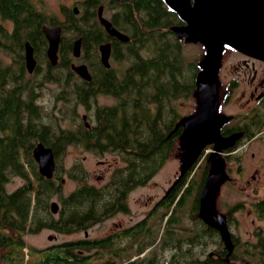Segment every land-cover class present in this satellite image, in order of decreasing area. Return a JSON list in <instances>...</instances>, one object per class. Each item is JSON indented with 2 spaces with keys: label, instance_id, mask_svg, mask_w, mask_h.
I'll list each match as a JSON object with an SVG mask.
<instances>
[{
  "label": "trees",
  "instance_id": "16d2710c",
  "mask_svg": "<svg viewBox=\"0 0 264 264\" xmlns=\"http://www.w3.org/2000/svg\"><path fill=\"white\" fill-rule=\"evenodd\" d=\"M22 2L0 0L2 15L18 16L24 10ZM161 4L160 0H124L118 22L130 39L117 41L114 45V56L122 61L117 67H105L96 60L97 68H91V79L86 81L80 80L68 61H63L62 66L68 74L62 78L57 97L63 100L65 106L69 104L67 107L70 108L71 101L74 105L84 104L85 109L93 101L94 110L92 113L88 111L86 117L89 126L83 123L77 111L75 127H53V121L41 117L38 113L40 108L33 107L32 92L22 99L18 89L14 93L3 90L5 96L1 108L9 110L11 115L14 111L13 116H17V107L23 101L27 105L28 114L24 119L25 124L16 122L9 125L6 117L3 119L0 115V129H10L5 135V141L0 138V264H14L15 261L18 264L24 263L23 248L27 245L23 236L26 232H36L47 227L59 232L74 233L101 221L106 217L107 195L120 202H117V209H124L126 188L148 181L168 158L176 134L182 130L181 126L172 130L178 117L176 112H172L176 108L174 102L180 95L190 93L197 66L193 61L194 72L191 75V61H185L180 56L182 45L168 29L176 17ZM31 17H34L33 14ZM14 36L17 37V33L11 36L0 28V39L7 40ZM17 41L20 43V40ZM0 46L7 45L0 40ZM68 49L70 44H65L60 50L61 54L64 55ZM1 62L0 81L8 69V66L3 68ZM50 74H46V77H52ZM52 79L55 81V78ZM98 93L111 94L116 100L110 105L98 104ZM67 121L71 123L70 118ZM49 125H52L55 132H52ZM38 140L51 146L54 151L56 165L49 178L38 172L31 153L32 146ZM67 144H76L85 150L99 153L110 150L119 154L123 163L114 170L108 182L93 185L88 182V172L83 168L81 160H78L74 167L66 170L69 177L78 180V186L62 196L60 190L64 176L61 175L63 169L59 156ZM192 167L193 164L185 171L181 182L165 202L166 210L163 214L172 208L168 223L177 224L181 221V214L189 211L195 221H192L194 225L187 226V230L191 235H197L195 232L199 230V225L193 213L197 210L206 168L199 174V178H195L191 173ZM9 174H19L25 181L13 190H7L5 183ZM55 193H59L61 201L56 212L58 218H54L49 207ZM162 219L163 215L155 229L147 227L148 220H144L143 227H138L137 231L142 233L141 249L154 242L159 230L163 228ZM149 229L153 230L152 234ZM126 237H129L128 233ZM193 238L191 243L196 242ZM108 242L106 236H101L64 241L39 250L30 247L36 257L32 261L27 260L26 264H107L110 259L108 255L116 258L121 254L114 249V244ZM45 251V257L38 256ZM160 251L159 247L154 246L143 255L142 264H150L154 258L160 257ZM129 255L124 256L126 258Z\"/></svg>",
  "mask_w": 264,
  "mask_h": 264
},
{
  "label": "flooded vegetation",
  "instance_id": "af4514ba",
  "mask_svg": "<svg viewBox=\"0 0 264 264\" xmlns=\"http://www.w3.org/2000/svg\"><path fill=\"white\" fill-rule=\"evenodd\" d=\"M22 1L24 3V10H21L18 16L12 17L9 14L4 16L0 11V28L11 36L14 35V32L17 33V37H10L7 40L0 39L3 44L7 45V48L0 46V50L4 49L1 51L5 52L16 63H4L2 66L3 68L8 66V69L0 81L1 105L3 103L2 98L5 96L3 90H7V93H14L18 89L17 92H19V97L21 96L22 99H25L29 95V92L33 93L31 96L33 107L40 108L44 106L42 105L43 102H41L40 91L45 87L46 71L51 72V76L55 78V82L60 88L63 79L60 77V73L53 72L60 66L58 64L60 61H68L69 65L72 62L76 64L85 63L92 74L91 68H97L96 60L102 64L99 51L101 44H110L108 58L110 66L117 67L113 62L121 61L118 57L115 58L114 56L116 51L114 45L117 41H128L130 36H128V39L123 40L111 34L100 21L98 10L100 8L102 15L117 30L125 32L118 22L119 15L123 11L124 0H66V2L62 0L58 6L59 12L57 11L56 14L48 13L46 9L42 10L38 7L37 3L34 4V0ZM160 1L161 5L171 11L176 17V20L168 25V29L171 24L182 23L175 12L170 10L163 0ZM32 14L34 17H31ZM30 19H33V21L26 22ZM141 25L143 24L141 23ZM45 26L59 27L60 38L57 59L54 64L50 62L47 54L48 39L43 29ZM174 36H176L175 33ZM77 39L80 40L78 55L74 54L73 46ZM17 40H20L21 45ZM26 42L32 46V56L34 58L32 70H28L26 66ZM180 43L181 45L184 44L181 41ZM65 44H70V50H66V53L62 55L60 50H62V47H65ZM232 53L236 55V58L225 68L227 57ZM0 56H3L1 52ZM1 58L0 60L2 61ZM76 75L80 80H86L78 74ZM220 77L227 86L223 110L227 114L232 115L221 127V134L238 133L233 146L225 152L226 170L229 174V179L223 182L217 201L218 210L222 211L225 215L224 222L229 232L230 242L232 243L230 252H228L219 228L197 216L199 196L197 210L194 213L199 225V230L195 232L197 235H191L189 230L175 229L176 224L174 222L168 223V217L172 213V208L169 209L167 214H163L166 210L164 206L165 202L168 201L173 190L185 175L184 172L172 184L177 175L175 171L173 179L158 199L154 200L152 208L138 219L131 220L132 218H130L128 223L122 220H118V222L110 221V218L116 213L123 214L130 212L128 194L138 185L126 188V205L124 209H117L116 206L119 205L117 203L119 201L116 202L115 199L107 195L106 221L109 223V228L106 229V234L102 236H106L109 240L108 243L114 244V249L117 252H121L116 258L113 255L114 258L108 259L107 264H111V262H113L112 264H142L141 259L143 255L148 253L154 246L161 249V255L158 257L161 260L151 261L150 264H264V60L237 49H228L223 57ZM59 87L58 89H60ZM109 95L112 96L111 94ZM113 97L115 98V96ZM94 104L92 101L88 109L86 108L85 110L87 112L92 110L93 112ZM1 105L0 115L3 119L6 117L8 125L16 122L19 124L26 123L24 119L28 113L25 102L21 101L19 103L17 116H13L14 111L11 115L9 110L1 108ZM83 114L87 117V113L83 112L81 113V118ZM82 120L85 124V120L83 118ZM87 123L88 125H85L89 126L88 121ZM9 131L10 129L7 127L0 129V138L3 141H5V135ZM178 134L176 135L178 136ZM39 141L41 140L36 141V143ZM173 148L174 144L171 145L170 152ZM117 162L118 159H115L113 163H108L106 182L112 178L114 170L122 165L117 166ZM97 163L103 164V161H98ZM205 167L206 173L202 186L208 172L207 162ZM99 184L93 183V185ZM229 188L232 190L234 188L244 196L232 198L230 202L226 201L223 199L222 194L224 189ZM161 215H163V228L161 227L151 245L141 249L142 233L141 231H137L138 227H143L144 220H148L147 227L150 228L152 226L155 229ZM154 218L156 219L153 220ZM213 219L215 220L216 216H213ZM192 221L194 222L195 220L193 219ZM164 224H167V226ZM247 224L248 228L244 231L246 237L241 238L240 234L242 231L239 227L240 225L247 226ZM79 231L76 232L78 233ZM149 232L152 234L153 230L149 229ZM127 233L129 234L128 238L126 237ZM192 236L196 239V242L191 243ZM55 237L56 235H53V238ZM81 238H89L86 229L83 230V237ZM206 244L212 246L206 248ZM197 245L201 247L200 255L196 253V248H194ZM128 253L130 255L125 258L124 255ZM164 253L167 254L163 256ZM119 259L120 261L117 263L116 261Z\"/></svg>",
  "mask_w": 264,
  "mask_h": 264
},
{
  "label": "water",
  "instance_id": "95a60500",
  "mask_svg": "<svg viewBox=\"0 0 264 264\" xmlns=\"http://www.w3.org/2000/svg\"><path fill=\"white\" fill-rule=\"evenodd\" d=\"M163 1L182 21L171 24L169 29L182 43H197L202 49L195 61L197 71L190 90L193 103L190 110L181 114L174 123L172 130L179 126L182 130L175 138L174 148L168 157L177 158L179 175H182L201 156L208 144L213 145L212 151L206 157L208 172L199 195L197 216L219 228L230 252L232 243L224 222L225 215L218 210L217 201L223 182L229 179L227 162L221 152L233 146L238 133L221 134V127L232 115L223 110L227 86L221 80L220 69L225 52L231 48L264 60V0ZM98 15L111 34L123 40L128 39L125 32L117 30L102 15L100 8ZM43 29L48 39V58L54 64L60 38L59 27L45 26ZM73 46L74 54L78 55L80 40L77 39ZM99 51L102 64L109 67L110 44H101ZM25 56L26 66L28 70H32L34 58L32 46L28 42L25 44ZM70 67L83 79H91L85 63L72 62ZM82 118L88 125L85 114ZM32 155L38 172L45 177H51L56 165L52 147L39 141L33 146ZM49 207L52 213H56L59 203L51 200ZM213 216H216L215 220Z\"/></svg>",
  "mask_w": 264,
  "mask_h": 264
},
{
  "label": "rangeland",
  "instance_id": "374dc122",
  "mask_svg": "<svg viewBox=\"0 0 264 264\" xmlns=\"http://www.w3.org/2000/svg\"><path fill=\"white\" fill-rule=\"evenodd\" d=\"M63 1L66 2V0H63ZM60 2H62V0H34V4L37 3L38 7H40L42 10L46 9V11L51 14H56L57 11L59 12L58 6ZM201 50L202 49L200 45L197 43H185L182 45V50H180V56L183 57L185 61L187 60L191 61L190 63L191 64V68H190L191 75L194 72L193 61H196ZM0 52L3 55V56H0L2 57L1 58L2 65H4V63L5 64L14 63L5 52L1 50ZM235 58H236V55L234 53L230 54L227 57L225 68L228 67L234 61ZM63 61L60 63V66H58L53 71L54 73H57V72L58 74L60 73V77L62 78L68 74V71L65 70L64 67L62 66ZM119 62H122V61H116L115 63L113 62V64L119 65ZM50 73L46 71V74H50ZM76 81L80 83L78 79H76ZM58 87H59L58 84L52 79V77H46L45 87L41 89L40 91L41 102H43L42 105L44 106L40 107V110H38V113L44 119L48 118L49 121L51 119L53 121L51 122L53 127H56L57 125L58 127H71V128L75 127L77 123L76 112L79 111L80 114L83 112L87 113V111L85 110V105L78 103V104H75L76 105L75 106L73 104V101H71L73 108L67 107L69 104H66L65 106L63 100L57 97ZM114 101H115V98L113 96L107 95L105 93H98L96 95V102L98 104H112ZM192 103L193 102H192L190 93H187L186 95H180L179 98H177L174 102V107L176 104V108L172 112H176L179 117L181 114L187 113L190 110ZM51 108H54V109H51ZM68 110L71 111V114L69 113ZM63 111H65L66 113L63 114ZM90 112L92 113V110ZM67 118L68 119L70 118L71 120L70 124L67 121ZM52 125L51 127L49 125V127L52 128ZM52 132H55L54 129L52 130ZM212 147H213L212 144H208L204 148L201 156L193 164L191 173L194 174V176H196L195 178H199L200 177L199 174L202 172V170H205L206 157H207V154L210 153V151H212L213 149ZM225 152L226 150L222 151L221 153L225 156ZM62 153L63 154L59 156L61 158L59 163L61 164V168L63 169V172L61 175L64 176L62 177L63 180L61 182V190H60V194L62 196L67 195L71 190L75 189V187L78 186V180L75 178L69 177L66 172V170L70 169V167H74L76 165L75 163L78 160H81L83 168L86 169V171L88 172V182L95 183V184H99V182L102 183L106 181L107 179L106 170L108 167V163H113L115 159H118V162L116 164L117 166H120L123 163L122 159L120 158V155L110 150L99 153L93 150L92 151L85 150L84 148L76 144L64 145V149ZM98 161H103V164L97 163ZM24 168L26 169L25 166ZM178 170H179V163H178L177 158L168 157L166 160H164L161 163L160 167L157 169L156 172H154V174L150 177V179H148V181H146L145 183L141 185L136 186L134 189H132L131 192H129L128 199H129V205H130V212L123 213V214L116 213L110 218V221L118 222V220L119 221L122 220L123 222L125 221L126 223H128V220L130 218H132L131 220H135V219L140 218L141 216H144L145 213L152 208L154 204V200H157L158 197L163 193V190L167 187V185H169L170 181L174 177L175 171L177 174L175 176V179H178V177L180 176ZM24 181L25 179L19 174L18 175L9 174L8 180L5 183V187L7 190H13L14 188L22 184ZM222 195H223V199H225L228 202H230L232 198L244 196L243 194L238 193L234 188L233 190L231 188L224 189V192ZM58 196H59V193H55L51 197V199L56 200L61 206V201ZM181 216H182L181 221L176 224L175 229L180 228L186 231L188 225H194V223H192L193 218L190 216L189 211L186 213H182ZM58 217H59V214L54 213V218H58ZM108 225L109 223L108 221H106V217L103 218L101 221L95 222L94 224H92L86 229L88 231V237L96 238L98 236H102L106 234V229L109 228ZM173 227H175V225H173ZM239 228L242 231L241 232L239 230L241 232L240 234L241 238H245L246 236H245L244 231L246 230V228H248V224L247 226L240 225ZM48 235L51 236V238H48ZM53 235H56V237L53 238ZM23 237L27 245L23 248L25 252V256H24L25 259H24L23 264H26L27 260L31 259L30 261H32L34 260V257H36V253L33 252V250L50 248L54 246L55 244H59L64 241H72V240L79 239L83 237V230H80L78 233L77 232L67 233V232H59L55 229L45 227L36 232H26ZM211 246L212 245L209 246L206 244V248L211 247ZM30 247L33 248V250ZM194 248H196L195 249L196 253L200 255L199 253L200 248H201L200 245H197ZM46 252L47 251L43 252V254L42 253L39 254L38 256L45 257ZM166 254L167 253H164L163 256H165ZM108 256L110 259L113 258L112 255H108ZM157 260H161V258L153 259V261H157ZM119 261L120 259L117 260L116 262L119 263ZM14 264H18V263L15 261Z\"/></svg>",
  "mask_w": 264,
  "mask_h": 264
}]
</instances>
